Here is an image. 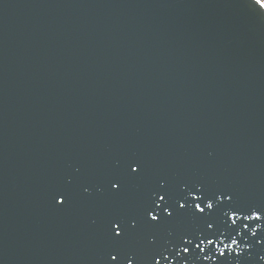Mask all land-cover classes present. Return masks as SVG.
I'll return each mask as SVG.
<instances>
[{"label": "water", "instance_id": "1", "mask_svg": "<svg viewBox=\"0 0 264 264\" xmlns=\"http://www.w3.org/2000/svg\"><path fill=\"white\" fill-rule=\"evenodd\" d=\"M233 209H264L254 0H0V264H264Z\"/></svg>", "mask_w": 264, "mask_h": 264}, {"label": "snow or ice", "instance_id": "2", "mask_svg": "<svg viewBox=\"0 0 264 264\" xmlns=\"http://www.w3.org/2000/svg\"><path fill=\"white\" fill-rule=\"evenodd\" d=\"M254 3L256 5H258L260 7V9H264V0H254ZM143 171L142 167H140L136 161H131L128 163L127 165V172L130 176H135V175H139L141 172ZM122 177H118V178H114L110 181V185L113 189H119L121 188L122 185ZM165 195L166 194H162V193H157V199L153 201V206L150 208H146L145 209V214L146 217H150L151 221H158L160 220V216L159 214L156 212V209L160 208V202L161 201H165ZM191 197H192V202L194 203L195 206V210L197 212L203 213L205 211V208L207 209H213V202L212 199H208L207 203L205 204L204 207H201V202H204L205 200V194L201 193L200 195H197L195 193H190ZM57 197H59V199H57ZM223 197H221L222 199ZM227 199L231 200L232 197L228 196ZM53 200L54 202H56L57 204H64L65 203V197L63 193H55L53 195ZM179 203V207L180 208H184L185 203L184 202H178ZM167 203L165 202V207L163 209V211H167ZM239 210L237 209H233L231 211V215L228 216V219L231 220V224L232 225H236L237 220L239 219L240 221H246V220H251V221H261L262 217H264V209H255V210H251L250 214H244V215H238ZM168 216H171L172 213L170 211L167 212ZM225 215L227 216L228 214L225 213ZM208 228L212 227V224L209 223ZM133 227H135V225H133ZM241 227L243 229H249V224L248 223H241ZM122 230H123V225L121 222L119 221H113L112 223V239L115 241H125L128 238V232L124 231L123 235H122ZM236 229H233V231H235ZM253 235H255V231H253L252 233ZM205 238H200L199 239V243L195 244V247L200 249L201 252L204 251V249L201 247V245L204 244V240ZM192 243L191 240L189 239H183V244L184 245H190ZM207 243L209 245L214 243L213 239H207ZM231 244L232 245H237L239 244V241H237L234 237L231 239ZM225 248H228L229 245H225ZM183 251L184 252H188L189 248L188 247H183ZM111 256V260L115 261L117 259L116 255L113 254H109ZM220 255H224V252L221 251ZM165 259H167V257H165ZM204 259H209L208 256H205ZM262 259H264V257H262ZM127 264H132V260L129 259ZM156 264H159V260L156 261Z\"/></svg>", "mask_w": 264, "mask_h": 264}]
</instances>
